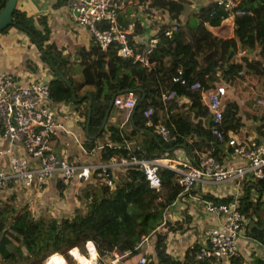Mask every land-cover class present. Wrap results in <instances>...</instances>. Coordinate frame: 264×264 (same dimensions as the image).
Here are the masks:
<instances>
[{
	"label": "trees",
	"instance_id": "obj_1",
	"mask_svg": "<svg viewBox=\"0 0 264 264\" xmlns=\"http://www.w3.org/2000/svg\"><path fill=\"white\" fill-rule=\"evenodd\" d=\"M3 2L4 0H0V7ZM160 3L166 6L170 17L174 18L172 20L177 22V27L170 36L162 33V27H158L154 33L157 43L149 56L154 63L151 68L118 56L115 43L100 49L93 42L81 58L79 80L67 72L71 58L62 53L61 48L53 42H42L27 24L29 17L26 12L15 3L12 25L23 29L29 39L37 41L35 44L40 45L41 60L48 66L51 62L67 77L77 98L72 100L70 87L52 72L51 78L48 79L50 99L54 102H70L74 107L83 105L84 123L87 97L79 94L78 90L85 83L92 84V88L88 90L91 98L88 134L96 133L110 98L127 88L143 90V96L140 98V93L131 114L136 127L143 128L142 111L146 107L150 106V116L154 122L159 118L157 111L161 112V121L167 126L170 135L168 140L147 130L139 132L136 127L126 133L121 127L108 123H105L95 138L85 137L83 147L89 152L96 145V139L106 135L107 139L99 149L101 161H105L111 154H124L127 150L126 140L137 133L141 135V139L134 152L144 157H171L173 150L183 144L189 149L206 150L217 158L218 149H210L212 144L209 141L213 140L215 146L219 141L210 132V114L207 105L200 98V92L220 83L221 78L228 81L233 79L243 64L253 70L252 66H256V61H249L244 55L236 59L237 47L252 49L261 44L264 49V0H241L239 5L249 13L234 16L232 33L229 34L227 28L229 29L230 20L226 11L212 0L198 8L193 17L194 21L188 18L186 23L182 24L177 20L183 8L180 2L160 0ZM222 29L227 32L223 34ZM176 68L182 70L185 84L170 80ZM193 82H198L199 87H189ZM168 87L173 88L176 95L167 101L164 110L159 91ZM181 95H185L188 100L184 108L171 111L172 107L175 109L177 97ZM236 112L237 104L233 100L224 106L221 128L225 133L229 129L236 130L240 125ZM194 127L202 128L205 137L187 141L186 137L192 134ZM104 175L94 176L98 178L96 187L93 186L95 189L91 190L92 186L89 187V184L84 186V207L74 208L68 216H39L34 219L24 208L15 211L8 209L6 213V208L0 207V258L8 262L23 260L28 264L42 261L45 263L46 259V264H66L63 258L51 255H63L68 259L70 249L73 248L71 255L77 248L82 251L87 241H91L90 244L94 246L90 247V253L94 257L96 252L99 259L104 256L112 257L113 252L122 254L129 251L128 255H133L140 236L160 222L164 208L180 191L181 186L176 181L178 172L159 165L157 189L149 186L144 174L136 166L107 168ZM104 178L112 181L113 186L110 187ZM253 185L258 195L251 199L249 194H243L237 200L238 208L245 218L256 215L257 226H264V201L260 199L264 195V174L255 179ZM211 198L215 202L229 199ZM168 229L172 230L173 226L169 225ZM252 232L254 238L264 242L261 228L253 226ZM164 237L165 233L157 234L154 240V264H212V258L209 256L195 257L204 238L201 241H191L182 258L178 259L166 251ZM231 259L240 264L237 256H231ZM255 261L260 264V259L255 258Z\"/></svg>",
	"mask_w": 264,
	"mask_h": 264
},
{
	"label": "crops",
	"instance_id": "obj_2",
	"mask_svg": "<svg viewBox=\"0 0 264 264\" xmlns=\"http://www.w3.org/2000/svg\"><path fill=\"white\" fill-rule=\"evenodd\" d=\"M153 1L155 0H122L117 15V24L120 28L126 29L127 37L136 43H143L149 35L156 32L158 27H163L162 24L167 22L166 17L160 18L156 12V4L154 6L151 4ZM177 1L182 6L187 3L193 6L198 0H191V3L188 0ZM207 1L210 0H203L199 7ZM16 4L26 12L29 17L27 24L33 29V33L42 39V42H53L61 48L62 53L67 54L70 58L72 55L74 56L67 66V72L79 80L81 77V58L88 47L93 44V40L87 28L74 21L66 0L60 2L58 0H16ZM160 9H164L167 13L166 16H168L167 9L163 7ZM171 21L173 20L168 22ZM231 24L232 30L233 23ZM35 42L37 41L29 39L26 32L16 25H10L7 29L1 30L0 69L8 70L22 82L51 78L52 71L41 60L40 49ZM241 55L246 56L249 61H256V66H252V70L243 64L242 69L233 79L229 81L220 79L226 89L223 108L229 101L233 100L237 104L236 114L240 123L236 130L229 129L227 133L257 142L264 138V105L255 102L256 96L264 95V49L261 44L255 45L252 49L237 47L236 59H239ZM91 88L92 84L85 83L79 87L78 92L86 96ZM121 92H123L122 96L125 97L140 95L138 88L136 90L127 88ZM179 97H177L175 109L172 107L171 111L184 108L185 102L188 101L184 97ZM200 98L204 101L202 95ZM53 104L59 121L58 133L52 140L53 150L79 165L101 162L100 148L97 145L106 141V135L96 139V145L89 152H86L83 147L86 134L82 122V106L74 107L72 103L64 101H57ZM160 113L157 111L158 122H162L161 119H163L160 117ZM130 116L131 112L127 109H119L112 105L109 108L105 123L119 126L128 133L136 127L132 121V116L131 119ZM139 128L141 127H136L137 131H143ZM131 137L126 140L125 146L126 151L134 152V149L138 148L137 143L140 141L141 135L137 133ZM201 137H205L204 130L194 127L192 134L188 135L186 140L191 141V139ZM209 143L212 144L210 149H218L216 156L221 162L244 163V159L232 154L224 142L220 141L216 146L213 145L215 143L213 140H210ZM195 150V148L189 149L180 144L173 150L171 157L164 156L161 158L167 160L171 165L181 166L182 163L192 162L196 158ZM97 179L91 172L85 179L71 178L67 183H61L62 185L55 176H51L39 190L8 186V209L15 211L24 208L34 219L39 216H68L74 208H83L84 197L82 192L84 186L86 184H89V187L95 186ZM254 181L253 178H245L241 188H238L233 181H194L189 189L179 193L164 208L163 214L166 221L173 226L172 230L168 229L165 233L166 251L171 256L181 259L185 248L191 241H201L204 238V229L220 222V215L205 210L204 201L207 198H230L237 194L238 200L243 194H249L250 198L253 199L258 195L253 185ZM260 199L264 201V195ZM245 219L246 223L242 227V233L238 236L237 254L235 256L238 257L240 264H256L255 258L260 259V264H264V242L254 238V232H252L253 226L260 229L262 225L257 226L258 217L256 215L252 214L251 217ZM90 243L91 241H87L85 244L87 247L85 258H89L90 264H96L93 255L90 253V247L93 246ZM72 249L69 250L70 255ZM77 250L80 251L78 248ZM134 258L133 255L119 257L117 264H130ZM229 264L236 263L230 259Z\"/></svg>",
	"mask_w": 264,
	"mask_h": 264
},
{
	"label": "built area",
	"instance_id": "obj_3",
	"mask_svg": "<svg viewBox=\"0 0 264 264\" xmlns=\"http://www.w3.org/2000/svg\"><path fill=\"white\" fill-rule=\"evenodd\" d=\"M227 13L233 23L234 16L249 13L239 4L241 0H212ZM76 23L84 25L93 42L100 48L110 43L116 44V54L121 58L151 68L153 61L149 56L157 43L155 34H151L143 43H136L127 37V31L117 24V15L122 0H66ZM177 27V22L164 24L162 33L170 36ZM172 82L185 84L180 68L171 75ZM189 87H199L193 82ZM225 86L222 82L203 90L210 114V132L219 142H224L234 155L241 156L244 163H224L206 150L196 149L193 163L184 162L181 166L170 164L161 157H144L135 152L111 154L105 161L95 164L79 165L67 157L57 154L52 148V140L58 133L59 121L54 101L49 97L48 79L20 81L8 70L0 69V198L8 193V186L39 190L47 179L55 176L65 184L71 178L85 179L93 172L96 176L104 175L107 168H124L136 166L144 174L150 187L157 189L159 179L157 169L164 165L178 172L177 183L181 186L177 195L189 189L194 181L210 182L233 181L238 188L244 184L245 178H260L264 174V138L257 142L225 133L222 126L223 98ZM119 92L113 96L112 105L131 112L139 96H122ZM176 95L170 87L159 91V98L166 109L167 101ZM186 98L181 95L179 98ZM187 99V98H186ZM255 102L264 105V95L255 97ZM151 108L142 111L143 128L157 133L163 139L170 138L168 128L163 122L151 120ZM226 134V137L224 135ZM102 143L97 145L98 148ZM112 146V145H111ZM180 163V162H178ZM105 176V175H104ZM105 179V178H104ZM112 187L113 182L105 179ZM207 212L218 214V224L204 229V239L195 257L209 256L212 264H229L231 256L237 254V240L246 223L245 217L238 208L237 194L226 201L215 202L213 198L204 201ZM164 215L160 222L149 232L142 234L135 244L136 252L131 264H154L153 243L157 234H164L168 228ZM264 233V226H261ZM113 252L114 259L128 255ZM94 259V258H93ZM98 264V263H96Z\"/></svg>",
	"mask_w": 264,
	"mask_h": 264
},
{
	"label": "rangeland",
	"instance_id": "obj_4",
	"mask_svg": "<svg viewBox=\"0 0 264 264\" xmlns=\"http://www.w3.org/2000/svg\"><path fill=\"white\" fill-rule=\"evenodd\" d=\"M188 1H190V3H191V0H188ZM202 1L203 0L196 1L193 6L190 5L189 3L184 5L181 13L178 15V18H177L178 22L181 23V24L183 22L186 23V20L188 18H191L193 20V17L195 15V13L197 12L198 8H199V5L202 4ZM158 2L157 1L156 2L153 1L151 4H152V6H154L156 4V6H155L156 7V12L159 14L160 18L162 19L163 17L164 18L166 17V19H167L166 23H169L168 21H170V20H172L174 18H171L170 14H168V16H166L167 13H165L164 9L163 10L160 9L161 7L166 9V6L162 5L160 3V0H158ZM192 20H190L191 23H193V21H194V20L193 21ZM166 23H163L162 26L164 24H166ZM229 24H230L229 29L227 28L228 34L231 32V27H232V24L230 23V21H229ZM227 30H223L222 29L221 31H222L223 34H225L227 32ZM239 58H240V56H239ZM243 80H245L244 77H243ZM82 112H83V105H82ZM95 187H96V185H95ZM95 187L93 188V185H92L91 190L95 189ZM2 206H4L6 208V210H4V212L7 213L8 212V193H7V195H6V197L4 199L0 198V207H2ZM83 207H84V204H83ZM6 221H8V214L6 215ZM67 252H68V250H67ZM86 254H87V249H86V246H84V250H82V251L78 252V250L75 249L72 252V256L70 255V252H68V259H66L62 254H61L62 256L56 255V254H53L51 256H59V257L63 258L65 260L66 264H90L89 258L88 259L85 258V256H87ZM127 256H130V255H127ZM74 257L76 259H78L80 261V263ZM94 261L96 263H98V264H117L118 259L115 260L113 256L112 257L104 256V257H101L99 259L97 254H96V252H95ZM46 262H47V259H46L45 263H44V261H42V263L39 262V263H35V264H46ZM0 264H28V263L24 262L23 260H17V261H14V262L13 261L8 262V261H4V260H2L0 258Z\"/></svg>",
	"mask_w": 264,
	"mask_h": 264
},
{
	"label": "water",
	"instance_id": "obj_5",
	"mask_svg": "<svg viewBox=\"0 0 264 264\" xmlns=\"http://www.w3.org/2000/svg\"><path fill=\"white\" fill-rule=\"evenodd\" d=\"M16 0H4L3 5L0 7V31L9 26L14 24V21L12 20V13H13V9L15 6ZM36 46L39 48V44L36 43ZM41 52V51H40ZM73 55L71 56V58L73 59ZM49 68L50 70L55 73L57 75V77H59L68 87H70L71 90V98L73 101H75L77 98L75 96V92L74 89L71 87L69 80L67 79V77L57 69V67L52 64L51 62H49ZM138 90L141 93L140 98L143 96V90L141 88H138ZM87 97V110H86V117H85V122H84V131L86 134V137L89 138H95L96 135L100 132V130L103 128L109 108L112 106V100H113V96L110 98L109 103H108V108L105 110L101 122L98 126V129L96 131L95 134L90 135L88 134V122H89V115H90V103H91V98H90V94H86ZM137 104V103H136ZM136 106V105H135ZM135 106L132 108L131 110V114L133 112V110L135 109ZM131 119V116H130ZM140 130L146 131V129L144 128H139Z\"/></svg>",
	"mask_w": 264,
	"mask_h": 264
},
{
	"label": "clouds",
	"instance_id": "obj_6",
	"mask_svg": "<svg viewBox=\"0 0 264 264\" xmlns=\"http://www.w3.org/2000/svg\"><path fill=\"white\" fill-rule=\"evenodd\" d=\"M92 173H93V172H92ZM94 176H96L95 173H94ZM96 177H98V176H96Z\"/></svg>",
	"mask_w": 264,
	"mask_h": 264
},
{
	"label": "bare ground",
	"instance_id": "obj_7",
	"mask_svg": "<svg viewBox=\"0 0 264 264\" xmlns=\"http://www.w3.org/2000/svg\"><path fill=\"white\" fill-rule=\"evenodd\" d=\"M87 248V247H86Z\"/></svg>",
	"mask_w": 264,
	"mask_h": 264
}]
</instances>
